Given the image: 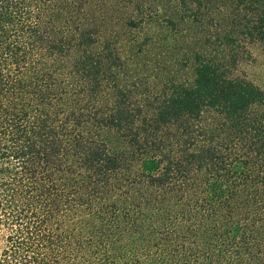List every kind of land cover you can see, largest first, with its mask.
<instances>
[{
    "label": "trees",
    "instance_id": "trees-1",
    "mask_svg": "<svg viewBox=\"0 0 264 264\" xmlns=\"http://www.w3.org/2000/svg\"><path fill=\"white\" fill-rule=\"evenodd\" d=\"M173 3L193 80L150 103L101 18L141 34L162 1L0 0V264H264V91L218 57L264 44V0Z\"/></svg>",
    "mask_w": 264,
    "mask_h": 264
},
{
    "label": "rangeland",
    "instance_id": "rangeland-1",
    "mask_svg": "<svg viewBox=\"0 0 264 264\" xmlns=\"http://www.w3.org/2000/svg\"><path fill=\"white\" fill-rule=\"evenodd\" d=\"M158 1H162L158 13L160 22H156L150 30L142 32L143 34H139L140 32L133 34L127 31L125 19H128V12L109 11L105 12L101 18L105 34L108 36L114 33L119 37L120 53L125 62V77L127 84L132 86L130 90L135 91L134 97L136 98L134 99H138V92H143L144 95L148 96L145 101L148 100L150 103L151 99H157L160 96L163 90L162 84L166 78L170 76L176 78L177 76L180 81L193 80L191 58L196 49L194 36L197 35L198 29L200 31V28L194 27L193 23V25H186L177 22L180 14L173 16L175 12L173 0H171L172 2L169 0ZM193 12H196L195 9ZM189 14L182 12L181 16ZM228 14L229 12L211 16L214 18L208 20L212 23L209 31L211 33L216 31L213 24L215 25L217 21L227 26L230 23L225 20ZM225 51L228 55L223 54L225 57H222L221 54H218V57L223 61L224 59L231 61L233 57H236L237 67L233 69L234 75L252 81L264 91V44L246 40L240 43L235 51L231 49H225ZM133 86L138 87V89L133 88ZM96 134L112 152H128L129 148L118 129L102 126L96 130ZM7 234L6 231L2 232L0 254L6 247L5 236Z\"/></svg>",
    "mask_w": 264,
    "mask_h": 264
}]
</instances>
